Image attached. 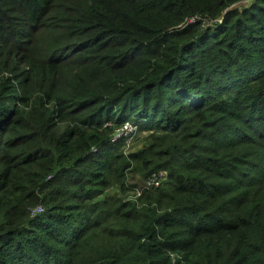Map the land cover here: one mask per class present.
I'll list each match as a JSON object with an SVG mask.
<instances>
[{
	"label": "trees",
	"instance_id": "16d2710c",
	"mask_svg": "<svg viewBox=\"0 0 264 264\" xmlns=\"http://www.w3.org/2000/svg\"><path fill=\"white\" fill-rule=\"evenodd\" d=\"M0 264H264V0H0Z\"/></svg>",
	"mask_w": 264,
	"mask_h": 264
},
{
	"label": "built area",
	"instance_id": "2783aa9c",
	"mask_svg": "<svg viewBox=\"0 0 264 264\" xmlns=\"http://www.w3.org/2000/svg\"><path fill=\"white\" fill-rule=\"evenodd\" d=\"M138 131V124L134 121L127 120L113 130L111 140L123 139L125 144H130ZM167 172L163 169L152 172L144 181V186L158 187L165 179ZM42 208L37 206L33 211L41 212Z\"/></svg>",
	"mask_w": 264,
	"mask_h": 264
},
{
	"label": "rangeland",
	"instance_id": "374dc122",
	"mask_svg": "<svg viewBox=\"0 0 264 264\" xmlns=\"http://www.w3.org/2000/svg\"><path fill=\"white\" fill-rule=\"evenodd\" d=\"M146 135L147 134L145 132L136 134V136L134 137L132 142L130 144H128V145L126 144L125 148H123L124 149V153L127 154V153H130V152H134V151L138 150L140 147H142V142H143V140L145 141ZM130 169L132 171L129 174L130 179L133 178L131 180H133L134 182H139L138 179H140V178H139V175H138V173H139L138 169L133 168V166H131ZM134 193H135V191H129L128 190V192H126V196L133 197Z\"/></svg>",
	"mask_w": 264,
	"mask_h": 264
}]
</instances>
